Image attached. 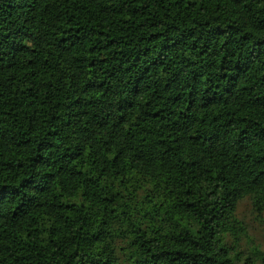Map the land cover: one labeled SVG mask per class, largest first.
Listing matches in <instances>:
<instances>
[{
	"label": "trees",
	"instance_id": "obj_1",
	"mask_svg": "<svg viewBox=\"0 0 264 264\" xmlns=\"http://www.w3.org/2000/svg\"><path fill=\"white\" fill-rule=\"evenodd\" d=\"M264 0H0V264H264Z\"/></svg>",
	"mask_w": 264,
	"mask_h": 264
},
{
	"label": "rangeland",
	"instance_id": "obj_2",
	"mask_svg": "<svg viewBox=\"0 0 264 264\" xmlns=\"http://www.w3.org/2000/svg\"><path fill=\"white\" fill-rule=\"evenodd\" d=\"M237 216L246 228V233L241 239L242 247L248 249L258 245L264 248V212L258 214L253 209L250 199L246 198L238 204Z\"/></svg>",
	"mask_w": 264,
	"mask_h": 264
}]
</instances>
